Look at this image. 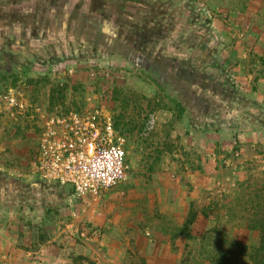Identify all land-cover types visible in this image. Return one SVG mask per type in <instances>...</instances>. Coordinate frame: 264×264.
<instances>
[{"label": "rangeland", "instance_id": "374dc122", "mask_svg": "<svg viewBox=\"0 0 264 264\" xmlns=\"http://www.w3.org/2000/svg\"><path fill=\"white\" fill-rule=\"evenodd\" d=\"M262 8L264 0H0V94L26 83L41 85L52 108L98 100L127 159L105 190L77 195L45 183L47 218L12 204L8 214L1 200L0 264H264ZM225 34L251 53L220 65ZM209 40L219 58L211 63L201 52ZM53 65L63 73L52 75ZM22 126L0 114L1 171L42 185L28 164L35 135Z\"/></svg>", "mask_w": 264, "mask_h": 264}, {"label": "built area", "instance_id": "2783aa9c", "mask_svg": "<svg viewBox=\"0 0 264 264\" xmlns=\"http://www.w3.org/2000/svg\"><path fill=\"white\" fill-rule=\"evenodd\" d=\"M49 71L52 75L63 73L62 68L54 65ZM27 87L26 83H20L0 94L2 116L26 122L32 108L25 94ZM39 128L29 160L33 174L39 179L69 185L77 195H84L108 189L124 177L126 152L115 140L110 118L101 107L87 112H65L56 107Z\"/></svg>", "mask_w": 264, "mask_h": 264}, {"label": "crops", "instance_id": "0c3cea01", "mask_svg": "<svg viewBox=\"0 0 264 264\" xmlns=\"http://www.w3.org/2000/svg\"><path fill=\"white\" fill-rule=\"evenodd\" d=\"M263 9L264 8H262L261 10H263ZM223 38H224V42H225L224 44H227V45H226V49L224 50V52H226L225 55H221L220 56V58H222L223 61H218V62H220V65H224V62H231V60L234 59V58L235 59L239 58L238 54H240L241 52H243L244 54H246V52L251 53V47H247L245 44H239V43L233 44V45H228L227 40L229 39V37L226 36V34H225V35H223ZM205 42H207V41H205ZM213 49H214L213 47L207 48L202 53V55H203L204 53H206L208 51L207 53L210 54V55H208L206 57V59H204L205 61L208 59L210 61V63H211V62H214L215 60L216 61L219 60V58L215 57V55H214V53H216L218 51L217 48L215 47V49L214 50ZM210 63L206 64L204 62V66H210ZM227 66L230 67L231 65L229 64ZM34 70L36 71L38 69L37 68L28 69L29 72H32ZM17 85L18 84L10 85V86H8V88L6 90H9V89H11L13 87H16ZM223 85H224V83H223ZM40 86L37 87L38 89L35 91L34 87L28 85L27 91L25 92V94L27 96H29L30 103L32 105L31 111L29 112V116H27V118L25 119L26 122L31 123V128L27 127V124L25 123L24 120L21 121V123L23 122L22 128H23V131L26 134V136H30V137H32V135L36 136V133L39 132L40 130L37 131V132H36V130H31V129H35V128H32L33 122H34V124H35V122H38V124L39 123L42 124L44 119L49 118L53 114V112L55 110L54 111H52V110L54 108L56 109V107L62 108V110L65 111V112L70 111V110H77V111H85V112H87L88 110L90 111V109L93 110L94 108L101 107V106H102L101 108L104 110V105H102V104L98 105V102H99L98 100L97 101H91V100L87 101L86 102L87 104H84V102H83V104L77 103L79 106L84 105V106H82L81 109L74 107L73 106V102L69 103L68 101L63 102L62 105L60 104V105L55 106V107L52 108V107H50L51 101L49 99H47L46 97H44L45 94L42 93L43 89ZM31 95H37V96H39L40 99H38V100H37V98L31 99L30 98ZM9 119H10V121L13 122V120L11 118H9ZM35 142H36L35 137H34V141L29 142V149H28L29 160H30V156L32 155L33 150L35 148V145H36ZM29 160H28V164H29ZM1 170H2V167H0V173L2 172ZM2 173H1L2 175L0 174V176H1L0 177V201L9 199L6 202V206L9 207V205H11V204L14 205V203H15L14 197H13L14 196V192H11V186L14 183L15 178H12L9 174H5L4 172H2ZM3 191H5V192H3ZM7 196H8V198H7Z\"/></svg>", "mask_w": 264, "mask_h": 264}, {"label": "trees", "instance_id": "16d2710c", "mask_svg": "<svg viewBox=\"0 0 264 264\" xmlns=\"http://www.w3.org/2000/svg\"><path fill=\"white\" fill-rule=\"evenodd\" d=\"M210 41L211 40H209L207 42L203 41V43H201V44H203L202 48H201L202 49L201 52H204L207 48H210V47H213L215 49V47H214L215 44H212ZM185 63L186 62H183V64H185ZM209 80L218 83L217 78H215V79L209 78ZM226 81L229 82L228 79H226ZM42 182H43L42 185H40L41 183L40 184L31 183L30 185H26V184L19 182V179H15L14 183L11 186V192H14V196H13L14 201H15L14 205H16V207L14 205L12 206V207H15L14 210H19V211L29 210L30 213L36 212V213H39L40 215L43 214V217L47 218L52 213V211H51V206L46 204V197H45L46 196V194H45L46 190H45V187L43 185L47 182L44 180H42ZM52 184L61 185L60 183H55V182H53ZM3 192H5V191H3ZM72 193L73 192H71V195H72ZM71 195H69V197H68L70 201H72V198L70 197ZM12 207H10V206L6 207L5 206V209L7 210L8 214H13V211H12L13 208ZM9 208L10 209L12 208V209L10 210ZM263 243H264V235H262V244ZM262 248L264 249V247H262ZM262 248H260V249H262ZM256 256H257V254L252 256V258H255Z\"/></svg>", "mask_w": 264, "mask_h": 264}]
</instances>
